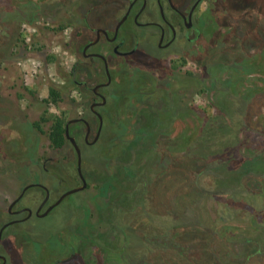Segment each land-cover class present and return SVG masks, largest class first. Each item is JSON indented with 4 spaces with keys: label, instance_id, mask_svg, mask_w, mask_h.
Masks as SVG:
<instances>
[{
    "label": "rangeland",
    "instance_id": "rangeland-1",
    "mask_svg": "<svg viewBox=\"0 0 264 264\" xmlns=\"http://www.w3.org/2000/svg\"><path fill=\"white\" fill-rule=\"evenodd\" d=\"M125 2L0 0V225L25 184H80L72 146L54 147L49 132L88 112L77 85L96 75L76 65L80 35ZM211 21L194 55L180 43L114 70L107 92L121 98L81 151L86 188L8 228L6 264H264V0H215ZM136 83L150 86H137L144 102ZM41 199L29 191L22 203Z\"/></svg>",
    "mask_w": 264,
    "mask_h": 264
},
{
    "label": "flooded vegetation",
    "instance_id": "flooded-vegetation-1",
    "mask_svg": "<svg viewBox=\"0 0 264 264\" xmlns=\"http://www.w3.org/2000/svg\"><path fill=\"white\" fill-rule=\"evenodd\" d=\"M125 1L126 2L122 5L124 9L117 19L112 17L108 23L90 28V31H93L90 37L81 34L80 42L75 50L77 57L76 65H81L85 69H90L92 67L96 75V81L92 85H89L88 82L84 80L78 82L77 86L80 89H84L82 90V95L89 101V110L86 114L76 118L78 119L77 121L71 122L68 125L70 135V128L72 125H79V129H84L82 141L73 136L79 146L80 154L84 145H92L100 137L104 125L102 109L108 102V99L113 97L118 100L121 98L117 93L112 94L111 91L107 92V89L110 88L112 84L114 85V80H116L114 70L122 71L123 68L137 67L138 62L136 64H130L127 61H129L130 58L136 57L138 52L149 57L156 56L157 61H161V55L163 53L173 52L180 43L183 44V55L187 58L188 55H194V48L198 47L197 40L202 35L209 33L212 29V6L215 0ZM203 2H207V6L201 9ZM150 8H154V10H150ZM127 26H130L131 29L125 31V29L128 28ZM135 29H138L139 33L133 31ZM140 29H148V31L140 32ZM143 42L148 43L152 47V51L144 50L142 47ZM186 45L188 46L186 47ZM149 76L155 80L151 75ZM119 82L121 83L122 81L119 80ZM139 85L140 83L133 85L135 86L133 98H135L136 101L144 102L143 97L146 95L141 94L142 91L137 87ZM140 87L148 89L150 86L144 83V86L141 84ZM90 116L92 117V124L95 125L94 129H92L93 126L91 127L90 123L87 121V117L89 118ZM67 123L68 121H66L65 125ZM93 130L94 135L90 137ZM70 145L72 146L71 143ZM81 174L87 186V181L82 171ZM78 177L80 184L76 186H80L83 183L79 174ZM25 186L27 187L24 189ZM86 186L84 188H86ZM73 187H69L62 191V186L56 187L51 184L42 183L41 178L25 184L21 188L20 193L12 200L14 203L10 207L9 204L7 207V216L5 221L0 225V228L6 223H8V225L2 231L0 247L4 240V233L8 228L18 223L28 221L34 216L37 218L49 216L54 207L59 205L65 197L76 192L68 194L58 204L47 211L49 206H51L62 193ZM56 188L60 189L62 192L51 202L52 190ZM29 191H37L42 195V199L34 209L22 203L25 194ZM0 264H6V256L1 251Z\"/></svg>",
    "mask_w": 264,
    "mask_h": 264
},
{
    "label": "water",
    "instance_id": "water-1",
    "mask_svg": "<svg viewBox=\"0 0 264 264\" xmlns=\"http://www.w3.org/2000/svg\"><path fill=\"white\" fill-rule=\"evenodd\" d=\"M120 23V22H119ZM78 119L74 118V119H70L68 120V123L65 125V138L72 144L73 148H74V151L76 153V165H77V173L79 174V176L81 177V180H82V185L80 186H76V187H73L71 189H68L66 190L64 193H62L58 199H56V201L51 205L49 206V208L47 209V211L49 209H51L53 206H55L56 204H58L65 196H67L68 194H71L73 192H77L79 190H82L85 186H86V182L81 174V154H80V149H79V146L77 145L76 141H75V138L73 136L70 135L69 133V128H68V125L69 123L71 122H75L77 121ZM86 125H87V122L85 121ZM28 186V185H27ZM25 186L24 189L27 187ZM20 196V195H19ZM18 196V197H19ZM14 203V201H12L9 205V207ZM46 211V212H47ZM45 212V213H46ZM8 225V223L4 224L1 228H0V238H1V234H2V231L3 229Z\"/></svg>",
    "mask_w": 264,
    "mask_h": 264
},
{
    "label": "trees",
    "instance_id": "trees-1",
    "mask_svg": "<svg viewBox=\"0 0 264 264\" xmlns=\"http://www.w3.org/2000/svg\"><path fill=\"white\" fill-rule=\"evenodd\" d=\"M50 94L56 95V93L53 90H50ZM41 119L43 120L42 117ZM35 125L38 126V123L36 122ZM64 125L65 124L62 123L61 119L56 118L49 132L50 143L56 148H60L67 141L65 138V126Z\"/></svg>",
    "mask_w": 264,
    "mask_h": 264
}]
</instances>
